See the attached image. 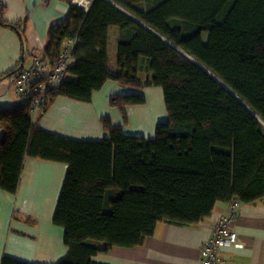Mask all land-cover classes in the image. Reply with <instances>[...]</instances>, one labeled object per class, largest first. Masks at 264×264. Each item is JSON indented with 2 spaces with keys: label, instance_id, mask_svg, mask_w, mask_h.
I'll return each instance as SVG.
<instances>
[{
  "label": "trees",
  "instance_id": "1",
  "mask_svg": "<svg viewBox=\"0 0 264 264\" xmlns=\"http://www.w3.org/2000/svg\"><path fill=\"white\" fill-rule=\"evenodd\" d=\"M64 1L69 14L50 29L42 55L55 60L77 38L75 79L49 92L43 114L61 96L89 103L109 81L131 92L111 96L124 125L104 118L102 142L43 130L28 104L0 107V190L17 192L26 158L68 166L54 217L68 248L58 264H108L96 257L142 246L160 223L195 226L219 203L264 199V0H113L140 22L108 0H93L87 11ZM6 12L0 0V25L24 43ZM161 18L172 36L159 28ZM150 87L163 90L168 118L154 139L127 135V109L145 105ZM1 264L29 263L4 257Z\"/></svg>",
  "mask_w": 264,
  "mask_h": 264
},
{
  "label": "crops",
  "instance_id": "2",
  "mask_svg": "<svg viewBox=\"0 0 264 264\" xmlns=\"http://www.w3.org/2000/svg\"><path fill=\"white\" fill-rule=\"evenodd\" d=\"M1 1L7 7L5 19L18 23L25 32L22 43L15 30L0 25V75L3 76L0 107L17 108L22 102L15 93L11 74L19 66L23 67V57L29 53L42 54L50 29L66 20L69 4L64 0H49L48 5H44L47 0ZM118 38L119 28L114 27L110 30L108 54L114 72L118 63ZM68 79L75 78L69 75ZM130 92L109 81L93 94L89 103L58 97L37 119L38 125L71 140L102 142L108 137L103 127L104 118H109L113 125H124L121 112L110 105L111 96ZM143 95L145 105L127 109L124 130L130 136L154 139L157 125L168 118L167 111H161L163 90L150 87ZM155 99L161 105L159 108L155 107ZM3 135L0 127V139ZM67 174L66 164L29 157L25 160L17 192L0 190V264L4 257L29 264H58L65 258L68 252L65 230L54 223V217ZM243 204L235 225L238 243L220 251V264H264V199ZM229 206L228 203L217 204L211 216L195 226L160 223L155 234L142 246L114 247L96 260L108 264H200L202 247L212 236L214 224L229 213Z\"/></svg>",
  "mask_w": 264,
  "mask_h": 264
},
{
  "label": "built area",
  "instance_id": "3",
  "mask_svg": "<svg viewBox=\"0 0 264 264\" xmlns=\"http://www.w3.org/2000/svg\"><path fill=\"white\" fill-rule=\"evenodd\" d=\"M73 3L87 11L93 0H73ZM78 43L77 38L67 39L55 60H50L41 53H29L23 58L22 70L13 77L14 90L21 105H29L34 121L43 114L49 92L68 79L73 50ZM243 205L240 200L233 201L229 206V213L214 224L212 236L202 247L200 264H220V251L237 245L236 218Z\"/></svg>",
  "mask_w": 264,
  "mask_h": 264
},
{
  "label": "rangeland",
  "instance_id": "4",
  "mask_svg": "<svg viewBox=\"0 0 264 264\" xmlns=\"http://www.w3.org/2000/svg\"><path fill=\"white\" fill-rule=\"evenodd\" d=\"M166 23H167V19L166 18H161L160 19V26H159V28L161 29V31H165V33L167 34V36H172V34L169 32V30L166 28ZM153 98H155V97H153ZM152 98V100H154ZM161 100V99H160ZM161 105H162V108H161V111L163 112L164 110L165 111H167L166 110V107H165V104H164V102H163V100H161ZM161 105H158V101L155 99V107L156 108H159V106H161Z\"/></svg>",
  "mask_w": 264,
  "mask_h": 264
},
{
  "label": "water",
  "instance_id": "5",
  "mask_svg": "<svg viewBox=\"0 0 264 264\" xmlns=\"http://www.w3.org/2000/svg\"><path fill=\"white\" fill-rule=\"evenodd\" d=\"M108 1H110L112 4H114V5H116V3L115 2H113V1H111V0H108ZM117 6V5H116ZM121 9V8H120ZM122 10V9H121ZM124 11V10H123ZM127 13V12H126ZM127 14H129V13H127ZM132 18H134L135 20H137L138 22H140L138 19H136L135 17H133L131 14H129ZM24 58V57H23ZM213 75V74H212ZM213 77L215 78V79H217L218 81H219V79L218 78H216L214 75H213Z\"/></svg>",
  "mask_w": 264,
  "mask_h": 264
}]
</instances>
